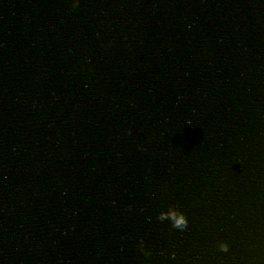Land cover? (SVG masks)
I'll return each instance as SVG.
<instances>
[{"label": "clouds", "instance_id": "clouds-1", "mask_svg": "<svg viewBox=\"0 0 264 264\" xmlns=\"http://www.w3.org/2000/svg\"><path fill=\"white\" fill-rule=\"evenodd\" d=\"M76 2H77V0H73V3H74V4H75ZM176 226H178V227H186V226H187V221H186V220L179 221V222H177ZM140 247H141V250L145 251V254H146V255L149 254V253L147 252V250H145V249L143 248L142 243H141ZM220 249L226 251V250L228 249V244L222 242V243L220 244Z\"/></svg>", "mask_w": 264, "mask_h": 264}]
</instances>
